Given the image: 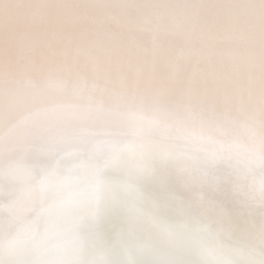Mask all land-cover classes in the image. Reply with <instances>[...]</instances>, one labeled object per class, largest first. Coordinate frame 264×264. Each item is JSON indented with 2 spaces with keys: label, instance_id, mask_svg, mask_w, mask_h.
<instances>
[{
  "label": "snow or ice",
  "instance_id": "snow-or-ice-1",
  "mask_svg": "<svg viewBox=\"0 0 264 264\" xmlns=\"http://www.w3.org/2000/svg\"><path fill=\"white\" fill-rule=\"evenodd\" d=\"M0 264H264V0H0Z\"/></svg>",
  "mask_w": 264,
  "mask_h": 264
}]
</instances>
